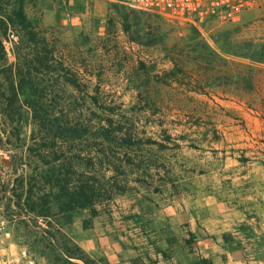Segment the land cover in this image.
<instances>
[{
	"label": "rangeland",
	"instance_id": "374dc122",
	"mask_svg": "<svg viewBox=\"0 0 264 264\" xmlns=\"http://www.w3.org/2000/svg\"><path fill=\"white\" fill-rule=\"evenodd\" d=\"M252 1L241 20L229 25L233 30L225 43L221 31L199 36L122 0H25L28 16L47 30L83 85L77 90L54 78L43 98L28 96L40 116L26 111L19 136L16 129L7 134L13 151L49 177L61 150L53 143L55 134L86 138L112 117L133 134L132 150L144 157V166L150 157L153 169L140 182L132 169L128 182L121 181L126 191L97 204L96 216L89 208L61 212L54 205L50 217H15L6 208L12 194L0 185L8 232L2 241L11 254L26 247L49 264H84L47 241L43 228L89 229L104 217L122 220L118 226L130 247L161 250L167 260L184 254L188 264H203L206 251L200 246L209 239L215 242L211 264L230 260L221 244L235 253L236 264H264V62L257 60L264 45V0ZM50 9L64 10L60 23H44ZM203 40L208 48L192 51ZM5 44L14 61L11 42ZM67 147L81 152L76 159L84 162L93 150L79 140ZM39 152L47 155L43 161ZM12 170L11 158L0 149L7 184ZM87 222L92 224L85 227ZM77 244L95 264H107Z\"/></svg>",
	"mask_w": 264,
	"mask_h": 264
},
{
	"label": "trees",
	"instance_id": "16d2710c",
	"mask_svg": "<svg viewBox=\"0 0 264 264\" xmlns=\"http://www.w3.org/2000/svg\"><path fill=\"white\" fill-rule=\"evenodd\" d=\"M191 30L201 36L196 29ZM232 30L227 26L216 32L221 31L222 41L230 43ZM47 36V30L40 22L28 16L25 0H0V149L11 158L13 169L9 185L3 180L0 171L1 190L4 193L11 192L12 197L6 208L11 209L15 217L22 213L50 217L54 205L61 212L89 208L92 209V215L96 216L97 204L113 200L116 195L126 191L121 181L128 182L130 174L134 173L132 169H137L134 178L137 182L144 175L151 174L152 159L149 157L144 166V157L132 150L137 143L133 134L125 132L122 121L112 117L99 122L96 132L86 138L78 132L64 136L55 134L53 143L61 150L53 158L58 164L50 168L49 177L43 176V170L39 167L33 168L21 152L13 151L7 134H12L16 129L19 136L26 111L33 110L34 117L40 116L37 103L30 101L28 96L38 94L43 98L46 84L54 78L77 90L82 89L79 74L58 55L56 44ZM205 40L192 44V51L200 48L206 50L208 44ZM5 41L12 44L14 61L10 60ZM176 48L174 45L170 52ZM198 57L199 54L194 58ZM257 60L264 62V45ZM245 79L248 89L252 90V80ZM78 140L90 142L92 146L93 150L85 154L87 162L78 161L76 157L81 156V152H73L67 147ZM36 156L43 161L47 155L39 152ZM120 174L125 177L124 180H120ZM43 179L44 184L40 186ZM11 181L13 186L9 187ZM54 188L58 189L56 193ZM67 221H71V217ZM90 224L92 222L85 223V227ZM43 231L45 239L63 249L69 257L82 259L84 264H95V260L87 256L60 228L51 225V228H43ZM201 262L212 263L207 258H202Z\"/></svg>",
	"mask_w": 264,
	"mask_h": 264
},
{
	"label": "built area",
	"instance_id": "2783aa9c",
	"mask_svg": "<svg viewBox=\"0 0 264 264\" xmlns=\"http://www.w3.org/2000/svg\"><path fill=\"white\" fill-rule=\"evenodd\" d=\"M125 4L164 22L196 29L201 36L238 23L252 0H122ZM5 206L0 204V264H49L44 256L23 248L11 254L2 237L8 233Z\"/></svg>",
	"mask_w": 264,
	"mask_h": 264
},
{
	"label": "crops",
	"instance_id": "0c3cea01",
	"mask_svg": "<svg viewBox=\"0 0 264 264\" xmlns=\"http://www.w3.org/2000/svg\"><path fill=\"white\" fill-rule=\"evenodd\" d=\"M61 17H65L64 10L62 13L50 9L45 13L44 23L47 25H53L56 22L60 23ZM121 221L112 219L108 221L107 218L97 217L89 229L69 224L63 227V231L85 248L93 258L104 257L107 264H188L187 256H185V261L183 260L184 254L182 256L174 255L167 260L161 250H157V253H149L145 246L139 248L130 247L127 240L125 242L123 240V229L120 225L118 226V223H122ZM201 243H204V245L200 246L201 251H206L202 256L207 259L212 257L210 253L215 242L206 239ZM220 246L222 252L227 253L228 257H230V260H223L221 264H236L239 262L234 252L222 244ZM214 251L217 250L214 248ZM178 260L181 262H178Z\"/></svg>",
	"mask_w": 264,
	"mask_h": 264
}]
</instances>
